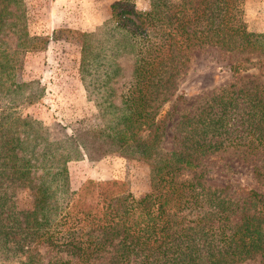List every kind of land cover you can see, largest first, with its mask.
<instances>
[{"label": "trees", "instance_id": "1", "mask_svg": "<svg viewBox=\"0 0 264 264\" xmlns=\"http://www.w3.org/2000/svg\"><path fill=\"white\" fill-rule=\"evenodd\" d=\"M237 2L150 0L144 11L114 2L115 28L123 32L115 53H126L122 62H115L117 54L111 62L97 61L107 55H101L104 46L90 44L94 33L77 32L83 77L94 59L104 82H114L105 104L115 114L114 124L55 138L17 111L40 97L38 81L28 90L30 82L15 79L17 52L43 49L49 37L26 30L23 0H0V187L22 180L33 195L30 208L18 209L0 192V264H89L106 253V264H264L263 193L250 188L240 196L223 194L205 187L200 170L177 179L221 146L258 149L262 143L264 148V87L231 85L209 94L180 116L179 141L185 148L162 146L166 120L175 111L161 115L162 104L187 69L191 48L247 52L230 65L233 73L264 67V33L246 30ZM243 97L255 113L244 128V136L253 134V146L230 133ZM79 149L89 159L118 152L154 163L164 192L134 197L117 192L116 181H91L71 192L67 162ZM257 174L263 177L264 171ZM40 246L54 252L52 261L44 260Z\"/></svg>", "mask_w": 264, "mask_h": 264}, {"label": "rangeland", "instance_id": "2", "mask_svg": "<svg viewBox=\"0 0 264 264\" xmlns=\"http://www.w3.org/2000/svg\"><path fill=\"white\" fill-rule=\"evenodd\" d=\"M25 8V28L31 35L48 36L49 42L43 49L22 51L15 55V79L27 82V89L36 86L40 96L32 103L19 105L17 111L38 121L51 137L60 138L72 135L83 128L104 127L114 124L115 117L105 108L111 99L114 82L105 83L97 62L90 61L89 72L82 73V54L77 32L94 33L90 44L104 46L97 61L122 62L126 53L117 52L116 42L122 30L115 28L117 17L111 5L121 0H23ZM126 6L144 11L150 8V0H124ZM237 15L249 32L264 33V0H238ZM69 29V30H68ZM68 30V31H67ZM247 52H226L217 46L198 45L190 49V59L186 70L177 77V88L162 104L161 115L175 110L173 117L166 120L163 135L164 150H183L185 145L179 141L178 121L181 114L196 109L206 96L217 93L226 86L235 85L236 89L252 86L264 87V67L251 68L240 74L233 73L230 65L237 59L247 56ZM252 56V55H251ZM254 56V55H253ZM100 62V64H101ZM130 64V61H128ZM99 64V65H100ZM264 66V65H263ZM243 97L236 107L234 128L231 137L240 136L241 141L252 138L244 136L247 121L254 117L253 109ZM110 110V109H109ZM256 119V118H255ZM112 122V123H111ZM257 128L256 126L254 127ZM254 129V130H255ZM254 144L258 140H253ZM250 146L253 142L250 141ZM246 146L220 147L202 156L201 163L193 170H185L178 180L189 179L199 170L203 173L205 187L218 190L223 194L240 196L252 188L263 193L264 148ZM79 149L77 155L67 162L70 191H81L91 181H116L119 193L130 192L134 197L147 193L164 192L156 165L150 161L125 156L118 152L108 153L97 159H89ZM258 167V168H257ZM257 168V169H255ZM6 192L8 202L18 209L30 208L33 195L28 182L22 180L5 181L0 192ZM70 192L63 196V202ZM264 201V198H263ZM39 253L44 260L52 261L54 252L40 246ZM111 253V252H110ZM24 254L22 255V257ZM109 253L96 257L89 264H106ZM16 261V260H15ZM13 261L10 264H16ZM244 264H257L247 261Z\"/></svg>", "mask_w": 264, "mask_h": 264}]
</instances>
